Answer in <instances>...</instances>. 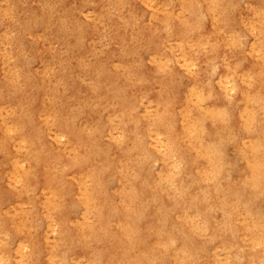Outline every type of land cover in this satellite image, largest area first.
Returning <instances> with one entry per match:
<instances>
[{"label":"bare ground","instance_id":"1","mask_svg":"<svg viewBox=\"0 0 264 264\" xmlns=\"http://www.w3.org/2000/svg\"><path fill=\"white\" fill-rule=\"evenodd\" d=\"M0 26V264H264V0H0Z\"/></svg>","mask_w":264,"mask_h":264},{"label":"rangeland","instance_id":"2","mask_svg":"<svg viewBox=\"0 0 264 264\" xmlns=\"http://www.w3.org/2000/svg\"><path fill=\"white\" fill-rule=\"evenodd\" d=\"M0 30H1V26H0ZM33 48V44H30V48L29 49H32ZM147 57V54L145 52H141L140 54V58L142 59H145ZM34 61V67L36 66V62L35 60L33 59ZM39 65V64H38ZM176 84L177 85H180L181 84V78L178 77L176 79ZM181 90V88H180ZM226 104V102H225ZM224 156L226 158V161H227V171H226V174H227V177L230 178V179H235L236 176H237V171H236V167L238 166L239 162H240V159L238 157V155L235 153V151L230 147V146H225L224 147ZM1 158V157H0ZM186 184H190L191 183V180L189 178L186 179L185 181ZM111 187H112V181H109L106 185V192L107 194H109V190H111ZM3 207H5V204L3 205ZM259 209L262 213H264V201H262L259 205ZM48 236H49V239L52 240L54 237H55V232H50L48 231ZM223 255L220 253V259H222ZM234 259L239 261L241 259V252L240 251H236L234 253Z\"/></svg>","mask_w":264,"mask_h":264}]
</instances>
